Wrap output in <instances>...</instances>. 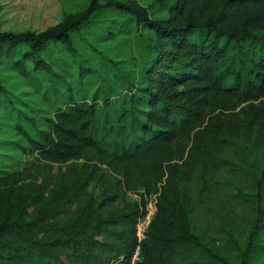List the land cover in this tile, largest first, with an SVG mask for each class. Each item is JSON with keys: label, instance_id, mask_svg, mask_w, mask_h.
Listing matches in <instances>:
<instances>
[{"label": "trees", "instance_id": "1", "mask_svg": "<svg viewBox=\"0 0 264 264\" xmlns=\"http://www.w3.org/2000/svg\"><path fill=\"white\" fill-rule=\"evenodd\" d=\"M214 4L219 7L210 16L195 18ZM109 5L163 39L143 83L129 75L105 83L88 63L58 53L63 45L73 46L74 35L103 7L98 0L37 32L0 30V58L54 104V116L37 131L41 138H28L35 159L15 173L34 175L41 164L71 158L104 165L108 172L106 189L91 211L80 203L84 183L72 179L75 189L62 201L49 203L30 219H2L0 264H130L138 244L136 218L145 204L144 194L138 200L130 192L139 187L157 193V210L136 264H228L210 250L212 262L193 257L192 251L204 245L191 232L175 228V211L183 183L200 172L214 177L221 167L217 130L193 126L204 105L213 109L221 94L239 100L264 94V30L241 12L256 7L257 21L263 22L264 0H172L168 6L189 17L183 23L153 17L135 1ZM167 53L179 70L161 68ZM182 79L191 85L181 101L177 91L166 90ZM190 133L184 154L174 140ZM259 232H264V219L254 226Z\"/></svg>", "mask_w": 264, "mask_h": 264}, {"label": "rangeland", "instance_id": "2", "mask_svg": "<svg viewBox=\"0 0 264 264\" xmlns=\"http://www.w3.org/2000/svg\"><path fill=\"white\" fill-rule=\"evenodd\" d=\"M110 1L98 0L103 7L74 35L73 46L63 45L57 51L67 60L76 57L88 63L105 83L116 82L120 75L143 83L144 70L156 61L163 39L153 28L110 7ZM118 1H135L146 6L151 16L169 22L183 23L189 18L168 6L172 0ZM89 2L0 0V30L37 32L79 15ZM218 7L203 9L195 18L202 20ZM241 12L243 17H254L256 29L264 30V21H257L258 8L243 7ZM164 60L167 63L161 68L180 69L179 63ZM0 83L4 87L0 90V221L30 219L49 203L62 201L75 189L72 179L84 183L80 203L87 211L93 210L108 183L104 165L71 158L41 164L34 175L15 173L35 159L28 138H41L37 131L46 127L47 117L54 116V104L5 58H0ZM190 85L182 79L166 92L177 91L182 101ZM212 107L204 105L193 126L217 130L222 139L217 152L221 167L214 177L200 172L201 176L180 186L174 226L191 232L204 245L192 251L193 257L212 262L210 250L228 264H264V232L254 233L256 222L264 219V94L247 100L221 94ZM191 133L174 140L185 148L184 154L192 142ZM143 193L139 187L130 197L139 200Z\"/></svg>", "mask_w": 264, "mask_h": 264}, {"label": "built area", "instance_id": "3", "mask_svg": "<svg viewBox=\"0 0 264 264\" xmlns=\"http://www.w3.org/2000/svg\"><path fill=\"white\" fill-rule=\"evenodd\" d=\"M144 194V193H143ZM145 195V204L141 209L135 222V234L137 236L138 244L136 245L130 264H136V261L140 258V243L147 236L148 226L157 210V193H149ZM149 196V197H148ZM148 197V198H147Z\"/></svg>", "mask_w": 264, "mask_h": 264}]
</instances>
